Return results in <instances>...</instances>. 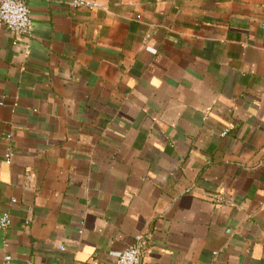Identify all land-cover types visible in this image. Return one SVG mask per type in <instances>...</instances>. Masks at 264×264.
<instances>
[{"label": "crops", "instance_id": "crops-1", "mask_svg": "<svg viewBox=\"0 0 264 264\" xmlns=\"http://www.w3.org/2000/svg\"><path fill=\"white\" fill-rule=\"evenodd\" d=\"M23 1L0 264H107L136 236L140 264H264V0Z\"/></svg>", "mask_w": 264, "mask_h": 264}, {"label": "built area", "instance_id": "built-area-1", "mask_svg": "<svg viewBox=\"0 0 264 264\" xmlns=\"http://www.w3.org/2000/svg\"><path fill=\"white\" fill-rule=\"evenodd\" d=\"M72 9H81L94 11L99 9L98 0H72L69 4ZM0 24L3 25L15 39L30 37L33 31V25L30 19L29 10L23 0H0ZM1 105V103H0ZM227 131L222 133L226 135ZM11 139L6 136L7 142ZM14 157L13 149L10 145L5 148L3 161L10 163ZM12 204L16 201L12 200ZM11 225L10 217L7 214L0 215V229L5 230ZM147 239L143 236H136L132 245L126 250L112 254V260L107 264H140L141 257L147 248ZM11 258L5 257L4 264H9Z\"/></svg>", "mask_w": 264, "mask_h": 264}]
</instances>
